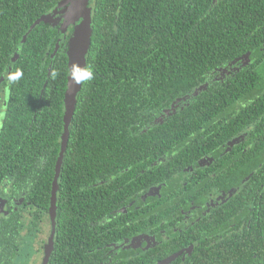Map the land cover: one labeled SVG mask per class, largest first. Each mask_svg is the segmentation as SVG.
<instances>
[{"label": "trees", "instance_id": "obj_1", "mask_svg": "<svg viewBox=\"0 0 264 264\" xmlns=\"http://www.w3.org/2000/svg\"><path fill=\"white\" fill-rule=\"evenodd\" d=\"M62 1L0 0V81L11 68L0 129V193L9 201L0 219V264L31 255L33 240L25 237L38 233L51 205L73 33L55 54L61 30L48 23L30 30ZM91 6L86 71L93 77L84 78L70 126L49 264H102L109 233L126 216L120 196L143 192L135 185L142 173L171 180L160 159L185 168L220 152L246 155L242 172L228 176L234 194L197 229L200 236L225 233L226 254L212 249L203 264H264V0ZM246 57L241 71L216 80ZM26 210L32 223L18 219Z\"/></svg>", "mask_w": 264, "mask_h": 264}, {"label": "flooded vegetation", "instance_id": "obj_2", "mask_svg": "<svg viewBox=\"0 0 264 264\" xmlns=\"http://www.w3.org/2000/svg\"><path fill=\"white\" fill-rule=\"evenodd\" d=\"M54 10L49 13L53 14V18L48 24L53 29L62 31H60L62 40L57 45L59 51L61 44L66 42L70 34L74 32V27H69L64 33L65 19L62 15L54 14ZM233 68L234 66L229 65L224 70L218 71L216 80L223 81L226 76L242 70L240 68L237 71ZM8 70L7 75L3 76L0 81V119L2 116L3 120L9 83L8 73L11 68ZM181 106L184 107L185 103L175 105L172 110H166L161 118L163 119L179 109H184ZM235 109L238 111V118L244 115L242 104ZM231 114L234 115L232 112ZM3 120H0V129ZM238 121L241 123L240 120ZM219 154V159L217 158L218 154L213 153L192 161L185 168L171 165V161L165 160L167 158L160 159L157 166H163L162 170L168 171L173 177L171 180L169 177L166 181H160L156 177H145V173H142V176L138 178L139 182L135 185L143 187V192L121 194L120 196L124 202L123 210L126 216L115 222V231L117 232L109 233L107 241L109 243L103 250L105 261L102 264H134L142 260H145L143 264L148 261H153L154 264H203L209 259L208 251L212 249H220L222 253L226 254L223 252L222 245L225 233L200 236V233L197 232V229L201 228L200 225L204 218L223 207L234 194V188L227 189L229 179H233L228 176L238 175L242 172V159L245 157V153L232 155L220 152ZM236 165L240 168L236 169ZM171 183L174 185L172 186ZM0 205L2 208L0 219H2L9 214V201L3 193H0ZM32 212L26 210L23 215L18 214V219H21L22 222L32 223L34 221ZM40 218L38 233L43 221L50 219L49 210L44 217L41 212ZM46 226L48 227V223ZM34 234L37 233L34 231ZM112 238H114L113 241ZM46 245L43 249L38 250L44 255L42 264H44L46 256ZM53 254L54 251L49 262ZM20 260L19 253L14 264H18Z\"/></svg>", "mask_w": 264, "mask_h": 264}, {"label": "water", "instance_id": "obj_3", "mask_svg": "<svg viewBox=\"0 0 264 264\" xmlns=\"http://www.w3.org/2000/svg\"><path fill=\"white\" fill-rule=\"evenodd\" d=\"M56 15H62L65 19L64 33L69 27H74L73 36L69 41L68 59H69V76L68 86L65 94V115H64V132L62 135L61 152L56 164L54 181L51 192V205L49 209V218L51 222L52 235L49 244L46 245V256L44 264H49L51 254L54 249V237L57 228V212H58V192L60 189L59 179L62 172L64 155L70 137V126L76 113L78 104V95L82 90L84 74L87 70V58L92 45L93 37V8L91 0H63L59 3L53 12ZM53 14L43 16L37 20L31 30H34L42 23H51ZM25 37L24 40H26ZM58 51V46L55 54ZM18 57V54L16 55ZM0 205V213H1Z\"/></svg>", "mask_w": 264, "mask_h": 264}, {"label": "rangeland", "instance_id": "obj_4", "mask_svg": "<svg viewBox=\"0 0 264 264\" xmlns=\"http://www.w3.org/2000/svg\"><path fill=\"white\" fill-rule=\"evenodd\" d=\"M250 61V57H246L243 59V61H240L241 64H238L240 62H235L233 64H231L230 66L234 68L235 70H240V68H243V66L245 65V63H248ZM4 109V108H3ZM5 111V109H4ZM1 121L3 120V117L1 116ZM46 223H48V227L46 226ZM52 235V229H51V222L50 219H48L47 221H43V224L40 225V232L31 236V237H25V241L28 242L30 240H33V242L31 243L32 245V252L31 255H27V257H22V260H20V262L18 264H42V258L44 257L43 253L40 251L38 252L39 249H43L44 246L48 243L50 240V236ZM29 247L28 245H24V248ZM46 248V247H45Z\"/></svg>", "mask_w": 264, "mask_h": 264}, {"label": "clouds", "instance_id": "obj_5", "mask_svg": "<svg viewBox=\"0 0 264 264\" xmlns=\"http://www.w3.org/2000/svg\"><path fill=\"white\" fill-rule=\"evenodd\" d=\"M92 77H93V73L90 70H88V71L85 72L83 78H86V79L90 80V79H92Z\"/></svg>", "mask_w": 264, "mask_h": 264}]
</instances>
